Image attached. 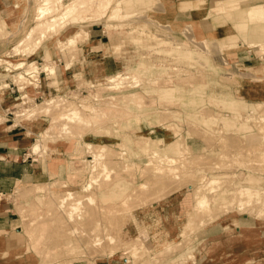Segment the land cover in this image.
<instances>
[{
	"label": "rangeland",
	"instance_id": "rangeland-1",
	"mask_svg": "<svg viewBox=\"0 0 264 264\" xmlns=\"http://www.w3.org/2000/svg\"><path fill=\"white\" fill-rule=\"evenodd\" d=\"M68 1L70 0L57 3L55 0V5L61 7L58 5ZM99 1L92 2L94 4ZM115 1L110 0V5L105 10L98 11L92 6L89 11L80 13L79 20H67L58 25L41 40L40 49L43 53L40 52L38 59H31L28 54H14L13 46L35 24L36 8L42 0H0V83L8 84L6 89L0 91V97L5 90L11 91L16 97L4 112L0 110V127L35 122L38 133L34 132L33 152L39 161L49 162L48 167L52 169L54 178L42 183H17L15 188L0 198L8 209L6 216L11 219L10 226H13L10 233H6L5 245L0 233V264H203L212 252L219 254L220 258L226 261L232 257L231 261L239 260L240 264H264V252L256 250L251 244L239 247L241 252L236 259L233 255L232 240L228 243L230 246L227 244L222 253L224 244L221 246V241L213 242L214 239L228 240L236 237L235 231L226 230V233H230H225L224 229L229 226L222 228L223 224L229 225L233 220L237 221V226H258L259 235L264 238V221L262 218H255L261 217L256 212L246 211L242 214L232 207H222L201 217V229L197 217L188 228L181 223L191 208V192L187 184L202 183L206 179L218 177L221 178L219 182L223 181V187H227L225 184L229 183L231 187L228 185L227 188L230 191L248 181L253 186L264 185V168H260L264 164V94L256 93L257 89L264 93V68L253 71L250 68L244 69L237 57L238 51H245L252 59L264 58V54H256V47L250 46L251 42L264 43V15H258L251 21L240 18L252 4L250 2L255 3L257 0L238 1L239 6H232L229 12L227 10L214 13L209 11L214 5V0H209L202 6L208 7L209 32H202L195 19L180 23L173 21L180 2L186 7L191 3L198 6L205 0H127L128 2H121L117 15L109 18V11ZM190 9L191 7H187L181 11ZM54 13L57 14V11ZM93 24H96V29L102 34L101 42L105 47L102 51L104 55L109 53V62L105 58L91 62L90 71L86 70L85 77L81 74L65 76L63 87L58 78L62 72L60 59H63L58 41L80 29L85 34L86 28ZM86 34L84 36H87ZM109 45L111 48H108ZM51 46L57 47L58 55L49 54ZM129 49L133 50V55L125 56L122 61L121 54H125ZM70 54L75 57V53ZM4 60L12 63L33 60L40 65H45V62L50 65L55 71L54 80L51 81L54 92L50 94L57 96L61 105L53 109L51 115L29 116V111L23 107L31 110L34 108L33 103L42 102L49 96L39 95L33 98L30 90L34 85L28 83L18 85V90L11 76L13 71H4ZM125 63L127 65H124ZM174 69L177 73H173L176 72ZM39 72L40 80L45 81V72ZM116 72L120 78L113 83L108 82L106 78ZM186 73L191 76L187 77ZM179 78L181 80H178ZM191 78L198 81H190ZM29 80L34 83L33 78ZM253 86L257 88L251 91ZM240 88L250 89L251 92L247 95L255 99L244 102V95L239 93ZM23 92L27 94V98L30 96V104L20 106L17 104L20 103L19 98ZM128 98L134 103L130 102L131 100L126 101ZM233 101L234 103H231ZM69 104L80 109L82 121L77 123L59 118V114L66 112ZM20 113L23 115L18 116ZM206 114L211 116L207 118ZM62 126L68 127L69 131L61 133L59 128ZM189 127L193 133L188 131ZM217 128L221 131H217ZM150 130L153 131L152 136H164L165 142L173 140L172 133L176 131L182 142L180 150L183 151H180L181 155L172 150L170 153L179 156L180 163L186 160L185 165H188V171L191 170L188 172L181 168L180 180L161 190L167 194L153 195L154 193L149 191V194L153 195L152 201L148 197L149 194L145 195L147 191L139 194L140 190L137 189L141 180H150L151 175H156L155 167H164L163 163L156 160L148 163L151 160L148 147L139 148L140 140L142 137H149ZM257 130L261 134L256 132ZM232 136L234 141L229 140ZM256 138H259L258 141H255ZM86 142L94 147L106 145L105 165L107 161L111 163L106 165L107 170L100 173L101 179L97 176L100 182L96 178L90 189L84 192L82 187L94 177L89 169V154L84 152ZM156 147L161 150V146ZM192 153L197 157H193ZM226 153H230V156H226ZM150 164L153 165L154 171ZM130 170L131 174L128 172ZM225 171L226 173H223ZM106 173L108 176H104ZM158 175L160 176H156ZM196 175H199V179ZM102 176L111 177L112 182L106 184L105 181L109 178L104 180ZM96 182L102 184L101 187ZM214 185H208L205 191ZM66 191L79 194L92 192L93 202L83 201L81 205L84 207L79 205L78 211L73 214L74 219H71L66 207L56 205V198ZM143 194L150 200L146 199L148 203ZM124 195L131 201L134 199L138 206L134 207V201L128 206L130 201L122 198ZM122 200L126 207L120 206ZM89 204H94V207H89ZM106 205H117V214H114V206H109L114 210L112 212L109 207L105 208ZM102 207L106 214L111 210V218L103 212ZM124 208L126 210H123ZM77 214L80 219L75 218ZM104 214L107 217H104ZM214 216L218 217L213 221ZM209 220L211 223L207 224ZM209 235L217 237L211 238Z\"/></svg>",
	"mask_w": 264,
	"mask_h": 264
},
{
	"label": "bare ground",
	"instance_id": "bare-ground-1",
	"mask_svg": "<svg viewBox=\"0 0 264 264\" xmlns=\"http://www.w3.org/2000/svg\"><path fill=\"white\" fill-rule=\"evenodd\" d=\"M60 1L61 0H56V2L58 3H60ZM92 1H94V0H70V1H68V2H66V3H61V5H58V6H61V7H56V5H55V0H42V3H39L40 5L36 8V11H37V13L35 14L36 16V22H35V24L28 30V32L24 35V37H22L19 41H18V43H16L13 47V50H14V54H16V55H18V54H20V53H23V54H20L21 56L23 55V56H25V54H28L29 56H32V55H34V54H36V52L40 49V46H41V40L44 38L45 39V35L48 33V32H50V31H53L58 25L60 26V24L61 23H64L65 21H67V20H69V21H76V20H79L80 18H81V16H80V13H82V12H87V11H89L90 9H91V7L92 6H95V8H97L98 9V11L100 10V11H102V10H105L106 8H108L109 7V5H110V0H100L99 2H96V3H94L93 4V2ZM122 1H127V0H116L115 2H114V6L112 5V7H111V9H110V11H109V15H108V17L109 18H112V17H115V15H117V12H119L118 10H120V4H122L121 2ZM238 1L240 2V1H250V0H214V5H213V7H212V9H209V11H211L212 13H214V12H225V11H227V12H229V9L232 7V6H236L237 7V5H238ZM259 1V2H258ZM261 1V2H260ZM128 2V1H127ZM250 3H252V4H250L248 7H247V9L245 10V12H243L241 15H240V18H242V17H244V15H246L247 16V19H246V21L247 20H253L256 16H258V15H264V0H257V1H255V3L254 2H250ZM184 5V3H182V2H180V4H178V8H179V10H181V9H186L187 8V6L186 7H184L183 6ZM191 5H192V3H191ZM195 6H197V5H194L193 7H195ZM239 6V5H238ZM184 7V8H183ZM60 8V9H59ZM176 10V9H175ZM57 11V14H55L54 12H56ZM91 12V11H90ZM98 13V12H97ZM141 15V14H140ZM140 15H137L138 17L140 16ZM137 16H135V17H137ZM211 16V15H210ZM86 17H88V16H86ZM209 17V16H208ZM138 20V19H137ZM245 20V19H244ZM135 21V20H134ZM150 21H152V20H150ZM156 21V20H155ZM20 22H21V20H20ZM254 22H257V21H254ZM145 23V22H144ZM160 24V23H159ZM66 26V25H65ZM139 32V31H138ZM86 34V33H85ZM84 34V32L83 31H81V29H80V31H76V32H74V33H72L71 35H69V36H67L66 38H64V40H62V41H58V43H59V50L61 51V53H62V57H63V59L65 60V64H66V66L67 67H69V66H72V62H73V59L75 58V57H72V55L70 54V52H73V53H75V56H76V53H77V51H78V44H81L86 38H87V36H84L85 35ZM87 35V34H86ZM153 38V37H152ZM91 41V40H90ZM99 44V43H98ZM106 44V43H105ZM164 44V43H163ZM100 45V48H102L101 47V44H99ZM110 47H108V48H111V45H109ZM250 46H254V47H256L255 48V52H256V54L257 55H261V54H264V43L263 44H258V45H255L254 43H250ZM95 50L97 49V48H94ZM70 50V51H69ZM81 50V49H80ZM93 50V49H92ZM82 51V50H81ZM80 52V51H79ZM133 53V50L131 49H129V50H127L126 51V53L125 54H121L122 56L120 57V59H122V61H123V58L126 56V57H128L129 56V54H132ZM82 54H84V53H82ZM78 55V54H77ZM133 55V54H132ZM132 55H130L129 57H131ZM53 56H54V53H53ZM83 58V57H82ZM263 60H264V58H263ZM0 61H2V60H0ZM68 61H69V63H68ZM80 61V60H79ZM85 61V60H84ZM82 63V62H81ZM43 65V64H42ZM40 65V64H38L37 62H35V61H33V60H31V61H27V62H24V61H16V63H12V62H10V61H8V60H4L3 61V68H4V71H13L12 73H11V76H12V78H14V82L17 84V86L18 85H22V84H26V83H28L29 85H34V88H38L39 87V84H40V78H39V71L41 70V71H43V72H45V78H46V80H47V82H48V87H49V89H50V93H53L54 92V90H53V86H52V82L51 81H53L54 79V69L52 68V67H50V65L48 66V65H46V62H45V65ZM124 65H127V63H125ZM167 66V65H166ZM78 69V68H77ZM79 70V69H78ZM174 70H176V69H174ZM172 71H173V69H172ZM184 71H185V69H184ZM187 72V71H186ZM76 73V72H75ZM173 73H177V70H176V72H173ZM179 73V72H178ZM188 73V72H187ZM187 73H186V75H187ZM189 73H190V71H189ZM61 74V73H60ZM132 75V74H131ZM163 75V74H162ZM193 75V74H192ZM223 75V74H222ZM124 76H126V75H124ZM130 76V75H129ZM191 75L189 74V75H187V77H190ZM194 76H195V74H194ZM119 77V73L117 74V72L116 73H114V74H112V75H110V76H108L106 79H107V81L108 82H110V83H113L117 78ZM122 77H123V75H122ZM127 77V76H126ZM193 77V76H192ZM196 77L198 78L199 76L196 74ZM30 78H33V81H34V83H32L29 79ZM120 78V77H119ZM132 78V77H131ZM181 78V77H180ZM178 79V80H181V79ZM185 79H186V77H184ZM193 78H195V77H193ZM125 79H128V78H125ZM118 80H120V79H118ZM117 80V81H118ZM124 80V79H123ZM184 80V79H183ZM188 80V79H187ZM193 79L191 78V80L190 81H192ZM218 80V79H217ZM224 80V79H223ZM64 81V80H63ZM126 81V80H125ZM134 81V80H133ZM153 81V80H152ZM186 81V80H185ZM189 81V80H188ZM194 82L195 81H198V80H193ZM204 81V80H203ZM135 82V81H134ZM151 82V81H150ZM225 82H226V80H225ZM136 83V82H135ZM135 83H133V82H131V84H135ZM89 84H91L90 82H89ZM111 85V84H110ZM114 85V84H113ZM105 86V85H104ZM108 86V85H107ZM129 86V85H128ZM8 87V84L7 83H5V82H3V83H0V91H2V90H4V89H6ZM18 90H20V86H18ZM17 90V91H18ZM224 91H225V89H224ZM237 91V90H236ZM40 92V91H39ZM134 92V91H133ZM133 92H131V94L133 93ZM155 94V93H154ZM224 94V93H223ZM124 95H126V94H124ZM123 95V96H124ZM27 96V94L25 93V92H23L21 95H20V98H19V100H20V103L19 104H17V105H20V106H25V105H28V104H30V102L28 101V100H30L31 98H30V96L27 98L26 97ZM49 96V98H47V99H45L44 101H42V102H39V103H33L34 105H33V109H31V110H29L28 108L26 109L25 107H23L24 108V110H27V111H29V116H32V115H39V114H45V115H51L52 113H51V111H53V109H55L56 107H59L61 104L59 103V101L60 100H58L57 99V96H53V95H51V94H49L48 95ZM132 96V95H131ZM134 96V95H133ZM132 96V97H133ZM137 96H138V94H137ZM136 95H135V97H137ZM127 97V96H126ZM135 97L133 98V100L135 99ZM237 97V96H236ZM137 98H140V97H137ZM137 98H136V100H137ZM231 98V97H230ZM240 98H242V97H240ZM240 98H238V100L239 101H241V99ZM141 100H142V98H140ZM153 99V98H152ZM243 99V98H242ZM18 100V101H19ZM131 100V101H130ZM132 99H129L128 98V100H126V101H130V102H133L134 103V101H133ZM149 100V99H148ZM154 100V99H153ZM235 101H237V100H235ZM229 102V101H228ZM244 102H246V101H244ZM18 103V102H17ZM70 103V102H69ZM148 103V102H147ZM146 103V104H147ZM231 103H234V101L233 102H231ZM67 104H68V102H67ZM136 104H138L139 105V103H136ZM143 104V103H142ZM150 104V103H149ZM16 105V106H17ZM259 105V104H258ZM143 106V105H142ZM69 107V108H68ZM147 107V106H146ZM67 110H66V112H63V113H60L59 114V118H65V119H67L68 121H70V122H80V121H82V117L80 116L81 114H80V109L79 108H77V107H74V106H72V105H67ZM82 111V110H81ZM17 113H18V111H17ZM83 113V112H82ZM131 113V112H130ZM206 113H210V112H208V111H206ZM16 114V113H15ZM203 114H205L204 112H203ZM264 114V113H263ZM19 115H23L22 113H20V114H18V116ZM84 115V114H83ZM207 115V114H206ZM210 114H208L207 115V118H209L208 116H209ZM252 115V114H251ZM251 115H249L248 114V116H251ZM211 116V115H210ZM253 116V115H252ZM251 116V117H252ZM246 117V116H245ZM254 117V116H253ZM257 117H259V116H257ZM248 118V117H247ZM264 118V117H263ZM36 119V118H35ZM245 118L243 117V120H244ZM239 120H241V119H239ZM247 120V119H246ZM257 120V119H256ZM256 120H254V121H256ZM259 121H260V119H259ZM258 122V121H257ZM256 122V123H257ZM260 122H262V120L260 121ZM254 123V125H256L255 124V122H253ZM258 124V123H257ZM262 124H263V122H262ZM69 125V124H68ZM67 125V126H68ZM213 125V124H212ZM259 126V125H258ZM114 127H116V126H114ZM119 127V126H118ZM255 127H257V126H255ZM220 128V127H219ZM219 128H217V131L219 130ZM260 128V127H259ZM60 130H61V133H65L67 130L69 131V129H68V127H65V126H62L61 128H59ZM120 129V128H119ZM256 129V128H255ZM192 131L191 133H193L194 131L193 130H191V128L189 127V129H188V131ZM67 131V132H68ZM129 131H131V130H129ZM189 131V132H190ZM221 130H219V132H220ZM262 131V130H261ZM218 132V133H219ZM256 132H259L258 130L256 131ZM42 133V132H41ZM70 133V132H69ZM151 133H153V131H151L150 130V136L149 137H142V139L140 140V144H139V148H142L141 146H146V147H148V155L150 156V159L151 160H149L148 161V163H151V162H153V160H156L157 162H161V163H163L164 165V167H155L154 169H155V173H156V175L157 174H160V176L158 175V176H156V175H151V177L152 178H150V180H148L147 178H146V180H141V183L140 184H138L139 186H138V190H140V192H138L139 194L141 193H143V192H145V191H147V193L145 194L146 196L149 194V191H150V193H154L153 195H157V194H161V195H163L164 194V192H162L163 191V189H165V188H168L167 186L169 185V186H172L171 185V183L172 182H177V181H179L180 179H179V176L181 175V173H180V169L182 168L183 170H185V171H188V165H185L186 163H185V161L184 162H178L179 161V156H176V155H174V154H171L170 153V151L172 150V152H178V155L180 154L181 155V152L183 151V150H180L181 149V139L179 138V136H177V134H176V131H174L173 133H172V138H173V140H171V141H169V142H165L164 141V136H160V137H156V136H152L151 135ZM158 133V132H157ZM260 133V132H259ZM261 134V133H260ZM217 136H218V134H216ZM258 135V134H257ZM140 136V135H139ZM182 136V135H181ZM223 136V135H222ZM190 137V136H189ZM188 137V138H189ZM256 137H258V136H256ZM225 138V137H224ZM139 139V138H138ZM191 139V138H190ZM220 139V138H219ZM235 140V138H233V136L231 137V139H229V140ZM259 139V138H258ZM258 139L256 138V140L255 141H258ZM188 140V139H187ZM221 140H223V139H221ZM226 140H227V138H226ZM233 140V141H234ZM208 141L211 143V140H209L208 139ZM217 141H219V140H217ZM224 141V140H223ZM252 141V140H251ZM192 142V141H191ZM253 142V141H252ZM194 143V142H193ZM222 143H224V142H222ZM221 144V143H220ZM244 144H246V143H244ZM122 145V144H121ZM155 145V146H154ZM217 145V144H216ZM264 145V144H263ZM263 145H262V147H263ZM106 145H100V146H97V147H94V146H92V145H90V143H88V142H86V143H84V148H85V150H84V152L85 153H88L89 155H88V158H89V160H88V162H89V169H90V173L92 174V175H94V177L92 178V179H90V180H92V181H90V183L88 182V183H86V184H84V186L82 187V190L84 191V192H86V191H88L89 189H90V187H91V183H94L95 181H96V178L98 179V177L97 176H99L100 175V173H102L103 171H105V170H107V168H106V165H108V163L110 164L111 162H108L107 161V164L105 165V161H104V157H105V153H106V147H105ZM151 146V147H150ZM156 146H161V150H158V148L156 147ZM198 146V145H197ZM123 147V146H122ZM153 147V148H152ZM199 147V146H198ZM214 147V146H213ZM219 147V146H218ZM235 147H237V146H235ZM253 147V146H252ZM185 148V147H184ZM183 148V149H184ZM215 148V147H214ZM234 148V147H233ZM35 149V148H34ZM37 149H39V148H37ZM151 149V150H150ZM199 149V148H198ZM203 149V148H202ZM260 149V148H259ZM186 150V149H185ZM200 150V149H199ZM203 150H205V149H203ZM256 150V149H255ZM181 151V152H180ZM260 151V150H259ZM261 151H263V150H261ZM260 151V152H261ZM108 152V151H107ZM114 152V151H113ZM200 152V151H199ZM264 152V151H263ZM116 153V152H115ZM201 153H203V152H201ZM224 153V152H223ZM252 153H254V152H252ZM123 154V153H122ZM193 155V157H197V155H195L194 156V153H192ZM196 154V153H195ZM227 155L226 156H230V153L228 154V153H226ZM259 154V153H258ZM263 154V153H262ZM119 155V154H118ZM201 155H203V154H201ZM200 155V156H201ZM219 155H221V154H219ZM218 155V156H219ZM245 155H246V153H245ZM248 155V154H247ZM253 155V154H252ZM264 155V154H263ZM120 156V155H119ZM118 156V157H119ZM206 156V155H205ZM218 156H216V157H218ZM239 156V155H238ZM199 157V156H198ZM242 157V156H241ZM252 156H250V158H251ZM120 158V157H119ZM121 158H122V155H121ZM211 158V157H210ZM214 158V157H213ZM248 158V157H247ZM250 158H248V159H250ZM255 158H256V156H255ZM254 158V159H255ZM257 158H258V156H257ZM262 158V157H261ZM180 159H181V157H180ZM201 159H202V157H201ZM244 159V158H243ZM194 162H196L197 160L196 159H192ZM240 160V159H239ZM251 160H252V158H251ZM181 161V160H180ZM219 161H221V160H219ZM228 161V160H227ZM241 161V160H240ZM260 160H258V162H259ZM114 162V161H113ZM134 162V161H133ZM194 162H192V163H194ZM200 162V161H199ZM221 162H223V161H221ZM132 163V162H131ZM145 163H146V161H145ZM144 163V164H145ZM179 163V164H178ZM211 163V162H210ZM214 163V162H213ZM225 163H227V162H225ZM231 163V162H230ZM246 163V162H245ZM255 163V162H254ZM253 163V164H254ZM259 163H261V162H259ZM264 163V162H263ZM114 164V163H113ZM135 164H137V163H135ZM256 164V163H255ZM262 164V163H261ZM123 165V164H122ZM138 165V164H137ZM147 165V164H146ZM151 165V164H150ZM160 165V164H159ZM185 165V166H184ZM192 165V164H191ZM190 164H189V166H191ZM201 165V164H200ZM228 165V164H227ZM252 165V164H251ZM264 164H262L261 166H260V168L261 167H263L264 168V166H263ZM130 166H131V164H130ZM152 166L153 165H151V168H152ZM160 166H162V165H160ZM212 166V165H211ZM219 167H220V165H218ZM222 166H224V164L222 165ZM221 166V167H222ZM257 166V165H256ZM126 167H127V165H126ZM132 167V166H131ZM200 167H202V166H200ZM203 167H206V166H203ZM225 167H226V165H225ZM254 167V166H253ZM252 167V168H253ZM112 168V167H111ZM111 168H109V169H111ZM118 168V167H117ZM124 168V167H123ZM122 168V169H123ZM188 168V169H187ZM211 168V167H210ZM213 168V167H212ZM234 168V167H233ZM236 168V167H235ZM234 168V169H235ZM129 169H132V168H129ZM128 169V170H129ZM136 169V168H135ZM148 169H150V168H148ZM204 169V168H203ZM217 169V168H216ZM234 169H232V170H234ZM256 169V168H255ZM258 169V168H257ZM127 170V169H126ZM140 170V169H139ZM152 170H153V168H152ZM205 170H207V169H205ZM212 170V169H211ZM214 170H215V168H214ZM231 170V171H232ZM110 171V170H109ZM108 171V172H109ZM149 171V170H148ZM154 171V170H153ZM191 171V170H190ZM190 171H188V172H190ZM208 171H210L209 170V167H208ZM223 171H224V169H223ZM228 171V170H227ZM230 171V173H233V172H231ZM255 171V170H254ZM130 174H131V170L130 171H128ZM152 172V171H151ZM187 172V173H188ZM213 172V171H212ZM241 172V171H240ZM256 172V171H255ZM264 172V171H263ZM150 173V172H149ZM184 173V172H183ZM192 173V172H191ZM223 173H226V171L225 172H223ZM229 173V174H230ZM257 173V172H256ZM259 173V172H258ZM141 174V173H140ZM144 174V173H143ZM153 174V173H152ZM193 174V173H192ZM214 174V173H213ZM216 174H219V173H216ZM229 174H226V175H229ZM236 174V173H235ZM239 174V173H238ZM105 175H107L108 176V174L106 173V174H104V176ZM133 175V174H132ZM162 175V176H161ZM183 175H185V174H183ZM231 175V174H230ZM242 175V174H241ZM260 175V174H259ZM259 175H256V176H259ZM96 176V177H95ZM109 176H110V173H109ZM114 176V175H113ZM129 176V175H128ZM194 176V175H193ZM197 176V175H196ZM200 176H204V175H201L200 174ZM206 176V175H205ZM232 176V175H231ZM234 176V175H233ZM135 177V176H134ZM154 177H157V178H154ZM161 177V178H160ZM188 177V176H187ZM260 177V176H259ZM99 178L101 179V176H99ZM102 178H103V176H102ZM105 178V177H104ZM103 178V179H104ZM107 178H109V177H106L105 179H107ZM111 178V177H110ZM110 178L107 180V181H105L106 182V184H108V182H112L111 180H110ZM114 178V177H113ZM116 178H117V176H116ZM115 178V179H116ZM120 178V177H119ZM124 178V177H123ZM139 178H140V176H139ZM149 178V177H148ZM191 178V177H190ZM196 178H198L199 179V175L196 177ZM230 178H232V177H230ZM230 178L228 179V180H230ZM234 178V177H233ZM100 179H98L97 181H99ZM104 179V180H105ZM131 179V178H130ZM179 179V180H178ZM221 180V178H218V177H212V178H210V179H206L205 180V182H202V183H195V184H187V187H188V189L190 190V192H191V208H190V210L188 211V212H186V214H185V216H184V220L181 222L182 223V225H184L185 227H189V225H191V223L193 222V219L195 218V217H197L199 220H198V223H200L199 224V229H201V224H202V216L205 214V213H210V212H213L215 209H218V208H230V207H232V208H234V209H236V211H238L237 213H239V212H241L242 214H244L246 211H249V212H256V214L258 213L259 214V216H261V217H258V216H255V218H258V220L260 219V218H262V220L264 221V185L263 186H261V184L260 185H255V186H253L252 184H251V182L250 181H248V182H246V183H244V184H241V185H239L238 187H236L234 190H231L230 191V189H228L227 187H229L230 185H229V183H228V185L227 184H225L227 187H223L222 185V183H223V181L222 182H219L220 180ZM226 179V178H225ZM235 179V178H234ZM240 179V178H239ZM261 179H263V178H261ZM129 180V179H128ZM132 180V179H131ZM131 180H129V181H131ZM133 180H135V179H133ZM177 180V181H176ZM193 180V179H192ZM197 180V179H196ZM201 180V179H200ZM233 180V179H232ZM58 181V180H57ZM149 181H152V182H149ZM194 181H195V179H194ZM264 181V180H263ZM100 182V181H99ZM232 182V181H231ZM97 183V182H96ZM264 183V182H263ZM97 184H99V183H97ZM97 184H96V186H97ZM105 184V183H104ZM105 184V185H106ZM215 184V185H214ZM100 185V184H99ZM102 185V184H101ZM101 185H100V187H101ZM104 185V186H105ZM157 185H159L160 187H157ZM208 185H214L212 188H211V186H209L210 187V190H207V191H205V189H207L208 188ZM94 186V185H93ZM103 186V187H104ZM134 186V185H133ZM186 186V185H185ZM66 187V186H65ZM98 187V186H97ZM100 187H99V189H100ZM231 187V186H230ZM39 188V187H38ZM132 188V187H131ZM133 188H135V186L133 187ZM51 190V189H50ZM132 190V189H131ZM162 190V191H161ZM168 190V189H167ZM166 190V191H167ZM19 191H21V190H19ZM39 192H41V189H39L38 190ZM135 191H136V188H135ZM135 191L133 192L134 194H135ZM158 191H160V192H162V193H160V192H158ZM165 191V190H164ZM129 192V191H128ZM132 192V191H131ZM158 192V193H157ZM168 192V191H167ZM62 193V192H61ZM137 193V192H136ZM138 193H137V195H138ZM20 194V193H19ZM90 194V195H89ZM89 194H79V193H73V191L71 192V191H66V193L64 192V194H61V195H59V197L58 198H56V205L58 206V207H66L67 208V211H68V215H69V217H71V219H74V216L75 215H73L75 212H77L78 211V206L79 205H81L82 204V202L84 201H87L88 203H92L93 202V200H92V197H91V194H92V192L91 193H89ZM129 193H127V195H128ZM144 194H143V197L145 198V196H144ZM165 194H167L166 192H165ZM164 194V195H165ZM127 195H126V197H125V195H124V197H122V198H125V200L126 199H128L127 198ZM130 195V194H129ZM136 195V196H137ZM150 195V194H149ZM152 195V194H151ZM148 196L150 199H151V197L153 196ZM161 195H159V196H161ZM135 196V199H137V197ZM95 197V196H94ZM132 198H134V197H131V199ZM146 199H148V198H145V200ZM129 200V199H128ZM140 201H141V199H139ZM153 200V198L151 199V201ZM155 200V199H154ZM123 201L124 200H122V202H120L121 203V205L120 206H122V205H124L123 204ZM129 201H130V203H129ZM129 201H127L128 203V206H130L132 203H133V201H134V199H133V201H131V200H129ZM137 201H138V199H137ZM147 201V200H146ZM148 201H150L149 199H148ZM148 201L146 202V203H148ZM132 202V203H131ZM145 202V201H144ZM86 203V202H85ZM95 203V202H94ZM97 203H98V200H97ZM119 203V202H118ZM117 203V205H119ZM134 203H135V201H134ZM141 203H142V201H141ZM152 203H155V202H152ZM173 203V202H172ZM98 206L100 205V204H97ZM117 205H116V207L114 206H111V205H109V206H111V207H113V209L114 210H116V208H117ZM135 205L136 206H134V207H137L138 206V204H137V202L135 203ZM81 206H83V205H81ZM80 206V207H81ZM89 207H94V204L93 205H91L90 206V204L88 205ZM109 206H105V208H107V207H109ZM125 206V205H124ZM123 206V207H124ZM84 207V206H83ZM86 207V206H85ZM104 207V206H103ZM102 207V208H103ZM111 207H109L111 210H112V212L114 211ZM119 207V206H118ZM122 207V208H123ZM126 207V206H125ZM99 208V207H98ZM100 208H101V206H100ZM99 208V209H100ZM128 208V207H127ZM129 209H131V208H129ZM129 209H127V210H129ZM82 210V209H81ZM107 210V209H106ZM111 210H109V212H111ZM117 210H119V209H117ZM116 210V213H114V214H117V211ZM123 210H126L125 208L123 209ZM221 210V209H220ZM103 212L106 214V212L104 211V208H103ZM109 212H108V214H109ZM120 212H122V211H119V213ZM226 212V211H225ZM80 213H81V211H80ZM103 214V213H102ZM103 215L104 217H107L106 215H108V214H106V215ZM112 215H113V213H111ZM111 215V216H112ZM250 215H252V214H250ZM242 216V215H241ZM253 216V215H252ZM109 217H110V214H109ZM113 217V216H112ZM218 216H214L213 218H212V220L215 218H217ZM75 218H78V219H80V216L77 214V216L75 217ZM111 218V217H110ZM214 221V220H213ZM211 223V220H209V222L207 223V224H210ZM224 223H226V222H224ZM232 225H234V226H236V227H242V226H244V225H240V226H237V221L236 220H233V221H231L230 222ZM213 224H215V223H213ZM221 225V224H220ZM208 227V226H207ZM224 227V224H223V226H222V228ZM203 229H205V228H203ZM206 230V229H205ZM213 232H214V230H213ZM212 233V232H211ZM246 233V232H245ZM179 235V234H178ZM112 235L110 234V237H111ZM135 237H136V235H135ZM135 237H133V238H135ZM107 238H108V235H107ZM112 238V237H111ZM111 238H109V239H111ZM189 256V255H188Z\"/></svg>",
	"mask_w": 264,
	"mask_h": 264
},
{
	"label": "crops",
	"instance_id": "crops-1",
	"mask_svg": "<svg viewBox=\"0 0 264 264\" xmlns=\"http://www.w3.org/2000/svg\"><path fill=\"white\" fill-rule=\"evenodd\" d=\"M207 2H209V0H205L204 3L199 4L194 9L192 8L193 5H188L187 6L188 8L191 7L190 10H183V11L177 10L176 13H174L173 21L180 23L182 21L195 19L202 32L203 31L209 32V17H208L209 15H207L208 7L207 8L202 7L203 4H206ZM241 19L246 20L247 16L244 15V17H242ZM95 26L96 24H93L90 25L88 28H86L87 38L81 44H78L79 49L76 53L75 58L73 59L72 66L67 67L65 64L66 63L65 60L60 59L59 65L62 68V72H60L61 74L59 73L58 78L60 80V83L59 82L58 83L61 84V86H63V84L65 83L63 81L64 80L63 78L67 75H71L73 77L74 74H81L85 77L87 74L86 70L90 71L91 62L93 61L95 62V60H99V59L104 60V58L106 59L107 62H109V57H108L109 53L104 55L103 54L104 51H102L105 48L103 47L104 44L101 42L102 34L99 32V30L96 29ZM98 43L101 44L102 48H100V45ZM251 43L262 44L263 42L260 41L259 43H255V42H251ZM94 48H98V49L95 50ZM41 50L42 49H39L36 52V54L30 56L29 58L38 59V55L40 54V52L43 53V51ZM53 53L55 55H58L59 50L57 49V47L51 46L49 49V54L52 56ZM237 57L239 63L242 65V67H244V69L250 68L253 71L255 69L259 70L264 68V60H259L256 58L252 59L249 55L246 54L245 51L244 52L238 51ZM44 80L45 81L40 80V84L38 88L33 87V89L30 90L31 94L33 95V98H36L39 95L50 94L48 82L46 78H44ZM255 87L256 86H253L251 91L257 88ZM249 90L250 89L247 88H240L239 93H242L244 95L243 96L244 101L246 100L250 101L252 99H255L247 95L248 92H251ZM258 90L259 89L256 90V93L259 92V95L264 94L263 91L261 90L258 91ZM12 94L13 93L11 91H6V90L4 93H2V97H0L1 111L4 112L5 109L10 107L11 103L15 101L16 97L13 96ZM34 132H36L35 122H30L28 124L26 123L23 125L10 124V125H5L4 127H0V198L8 194L9 191L15 188V185L17 183H26V182L42 183L46 181L48 182L52 179L54 180V178L52 177L53 175L52 169L48 167L49 162L46 161V163H43L42 161H39L38 156H35L36 154L33 152V146H34L33 136L35 135ZM7 211L8 209L6 208L5 203L1 202L0 200V233L3 235L4 245L6 244L5 241L6 233L7 234L10 233V230H12L13 228V226H10L11 219L7 218L6 216ZM225 226H229L228 229H224L225 233L226 230L235 231L236 237H233L228 240L227 238H219L213 240V242L221 241L219 245L224 244V246L221 245L222 246L221 253L222 250L225 249L224 247L231 240H232L231 242H233L231 245L234 247L233 255L234 257L236 256V259L239 258L241 252V248L239 247H242L243 245L245 246L246 244H251L254 246L256 250L264 252V238H262L261 235H259L260 229L258 226L252 228H247L245 226L236 227L232 225L230 222L229 225L225 224L224 227ZM229 233L230 232L226 234ZM212 235L209 236H211V238L217 237ZM228 246L230 245L228 244ZM227 260L228 261L221 259L219 254L212 252L203 262V264H232V262L234 264L241 263L239 260L231 261L233 260L232 257ZM209 261L211 262L209 263ZM254 264H260V263L255 262Z\"/></svg>",
	"mask_w": 264,
	"mask_h": 264
}]
</instances>
